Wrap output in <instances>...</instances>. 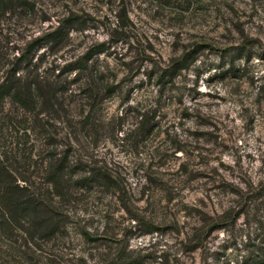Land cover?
Instances as JSON below:
<instances>
[{
  "label": "rangeland",
  "instance_id": "1",
  "mask_svg": "<svg viewBox=\"0 0 264 264\" xmlns=\"http://www.w3.org/2000/svg\"><path fill=\"white\" fill-rule=\"evenodd\" d=\"M28 1L0 7V79L60 26L31 60L65 87L32 109L4 100L11 167L36 189L49 134L104 182L74 191L63 232L1 231V264H264V0ZM86 52L103 89L68 69Z\"/></svg>",
  "mask_w": 264,
  "mask_h": 264
},
{
  "label": "trees",
  "instance_id": "2",
  "mask_svg": "<svg viewBox=\"0 0 264 264\" xmlns=\"http://www.w3.org/2000/svg\"><path fill=\"white\" fill-rule=\"evenodd\" d=\"M3 4L8 5L9 8L17 6L22 9L32 8L28 0H0V7ZM67 33L65 28L56 26L26 42V46L15 56L16 62L0 79V110L5 99L21 108L32 109L38 102L43 103L53 97L58 90H64L65 86L61 83L54 86L39 75L37 65L31 60V50L48 40H51L53 45L60 44ZM89 53L81 55L78 62H75L77 64L68 69L78 68L80 73L89 72L85 76L86 90L99 87L103 89L105 86L103 82L97 85L91 80L94 70L86 64ZM100 76L101 74L98 73V77ZM44 133H47L46 130ZM42 139L41 181L37 182L39 185L35 189L30 187L33 182L29 176L14 172L11 167V148L4 143L5 140L0 134V232L9 228L26 231L25 221L30 222V227H35V230L45 237L63 232L69 214L65 207L68 201H73L74 191L78 187L87 188L88 183L104 182L103 175L94 170L78 172L77 165L68 157V150L57 149L55 140L49 134ZM79 233L85 237L90 235V231L82 226ZM260 248L259 254L263 257L264 244ZM125 257L103 264H130L132 260L127 262ZM253 264H262V260L253 258Z\"/></svg>",
  "mask_w": 264,
  "mask_h": 264
}]
</instances>
